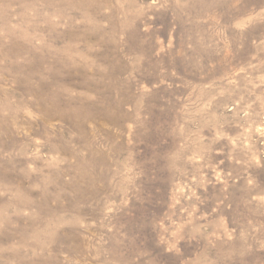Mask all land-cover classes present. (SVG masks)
Returning a JSON list of instances; mask_svg holds the SVG:
<instances>
[{
  "label": "rangeland",
  "instance_id": "1",
  "mask_svg": "<svg viewBox=\"0 0 264 264\" xmlns=\"http://www.w3.org/2000/svg\"><path fill=\"white\" fill-rule=\"evenodd\" d=\"M0 264H264V0H0Z\"/></svg>",
  "mask_w": 264,
  "mask_h": 264
},
{
  "label": "bare ground",
  "instance_id": "2",
  "mask_svg": "<svg viewBox=\"0 0 264 264\" xmlns=\"http://www.w3.org/2000/svg\"><path fill=\"white\" fill-rule=\"evenodd\" d=\"M4 1H6V0H4ZM13 2H14V1H13ZM7 3H8V2H7ZM48 5H49V4H48ZM90 5H91V4H90ZM90 5H89V6H90ZM8 6H10V5H8ZM72 6H73V5H72ZM79 6L82 7L83 5H79ZM47 7H48V6H47ZM73 7H74V6H73ZM8 8H9V7H8ZM48 8H49V7H48ZM84 8H85V7H84ZM91 8H92V7H91ZM91 8H90V10H91ZM22 9L24 10V8H22ZM72 9H74V8H72ZM86 9H87V8H86ZM25 10H26V9H25ZM27 10H28V9H27ZM27 10H26V11H27ZM87 10H88V9H87ZM17 11H18V10H17ZM13 12H14V11H13ZM20 13H21V12H20ZM30 14H31V13H30ZM32 14H33V13H32ZM32 14H31V15H32ZM24 19H25V18H24ZM21 20H22V19H21ZM21 20H20V21H21ZM33 20H34V19H33ZM16 22H19V21L17 20ZM21 22H23V21H21ZM18 24H19V23H18ZM10 36H11V35H10ZM101 37H103V36H101ZM1 39H2V38H1ZM100 39H101V38H100ZM10 40H11V39H10ZM103 40H104V39H103ZM4 42H5V40L3 41V43H4ZM42 60H43V59H42Z\"/></svg>",
  "mask_w": 264,
  "mask_h": 264
}]
</instances>
